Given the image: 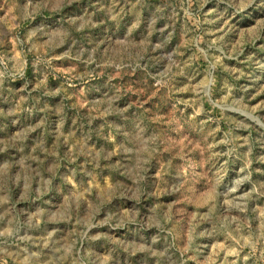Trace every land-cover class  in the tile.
Wrapping results in <instances>:
<instances>
[{"label":"rangeland","instance_id":"1","mask_svg":"<svg viewBox=\"0 0 264 264\" xmlns=\"http://www.w3.org/2000/svg\"><path fill=\"white\" fill-rule=\"evenodd\" d=\"M0 264H264V0H0Z\"/></svg>","mask_w":264,"mask_h":264}]
</instances>
